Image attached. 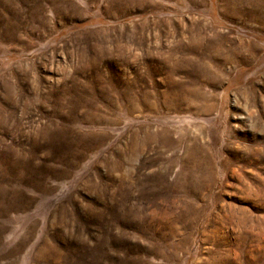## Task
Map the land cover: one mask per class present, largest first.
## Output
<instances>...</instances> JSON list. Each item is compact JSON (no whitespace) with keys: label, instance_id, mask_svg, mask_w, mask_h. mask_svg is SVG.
Masks as SVG:
<instances>
[{"label":"rangeland","instance_id":"rangeland-1","mask_svg":"<svg viewBox=\"0 0 264 264\" xmlns=\"http://www.w3.org/2000/svg\"><path fill=\"white\" fill-rule=\"evenodd\" d=\"M0 264H264V0H0Z\"/></svg>","mask_w":264,"mask_h":264},{"label":"bare ground","instance_id":"bare-ground-1","mask_svg":"<svg viewBox=\"0 0 264 264\" xmlns=\"http://www.w3.org/2000/svg\"><path fill=\"white\" fill-rule=\"evenodd\" d=\"M221 69H222V67H221V65H218L217 66V69H215V72H214V77L217 79V78H221V77H223V74H222V72H221ZM239 93H241V92H239ZM192 95V94H191ZM193 95H194V92H193ZM206 96H208V97H206L205 99H206V101H208V100H211V99H209L210 98V96H214V93H212V94H209V95H206ZM212 101H210V103H211ZM209 102H207V104H208ZM212 108H213V106H210V105H204L203 106V110L204 111H207V110H212ZM207 142V141H206Z\"/></svg>","mask_w":264,"mask_h":264}]
</instances>
